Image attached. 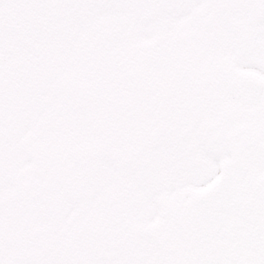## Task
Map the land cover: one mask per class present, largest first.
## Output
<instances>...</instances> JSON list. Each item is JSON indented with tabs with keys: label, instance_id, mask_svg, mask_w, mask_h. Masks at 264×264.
<instances>
[{
	"label": "rangeland",
	"instance_id": "374dc122",
	"mask_svg": "<svg viewBox=\"0 0 264 264\" xmlns=\"http://www.w3.org/2000/svg\"><path fill=\"white\" fill-rule=\"evenodd\" d=\"M154 2L109 0L78 11L44 8L32 13L37 31L67 38L63 51L51 59L37 55L35 33L23 38L15 31L5 34L0 223L5 246L13 252L20 248L41 257L89 260L91 246L48 244L47 218L57 211L60 194L44 189L42 173L68 188L77 182L100 183L111 202L109 218L123 224L126 201L132 205L138 198L137 192L127 191L123 155L150 137L162 110L194 106L196 100L187 94L198 92V83H236L246 73L230 62L232 35L221 32L218 37L195 22L194 38L179 42L170 16L161 19L153 13ZM55 84L91 101V111L72 116L58 105L48 119H37L44 106L38 98ZM184 94L186 100L179 98ZM84 218L74 224L76 229L84 226Z\"/></svg>",
	"mask_w": 264,
	"mask_h": 264
},
{
	"label": "flooded vegetation",
	"instance_id": "af4514ba",
	"mask_svg": "<svg viewBox=\"0 0 264 264\" xmlns=\"http://www.w3.org/2000/svg\"><path fill=\"white\" fill-rule=\"evenodd\" d=\"M260 2L172 1V11L164 15H171L177 38L194 33L195 22H212L205 28L219 37L234 26L237 33L230 37V62L246 73L238 83H198V92L190 94L196 104L172 110L166 127L157 129V137L144 138L137 181H131L132 163L126 153L125 178L129 189L137 184L138 198L132 205L125 200L123 224L108 217L111 204L100 183L77 182L73 185L79 189L76 193L63 184L60 213L54 218L59 235L50 237L51 244L64 247L79 242L84 248L92 247L89 260L112 264H232L264 242V21L257 16ZM164 119L161 111L160 121ZM82 215L90 223L82 230L81 240L61 233Z\"/></svg>",
	"mask_w": 264,
	"mask_h": 264
},
{
	"label": "snow or ice",
	"instance_id": "6c2138e0",
	"mask_svg": "<svg viewBox=\"0 0 264 264\" xmlns=\"http://www.w3.org/2000/svg\"><path fill=\"white\" fill-rule=\"evenodd\" d=\"M109 0H0V100L3 91V46L5 34L15 31L17 36L35 37L40 43L37 55L51 59L55 52H62V43L66 37L62 33H52L51 30L37 31V22L32 13L48 8L58 11H78L84 8L103 6ZM44 106L36 113L37 119H48L57 110L58 105L68 108L72 116L91 111V101L82 96H77L59 84L52 85L45 90L37 100ZM2 127V124H0ZM79 189L70 186L69 191L76 193ZM3 207L0 204V217ZM0 264H112V261L88 259H64L60 257H41L18 248L15 252L4 243L3 225L0 223ZM232 264H264V242L258 243L251 249L250 254L244 255Z\"/></svg>",
	"mask_w": 264,
	"mask_h": 264
},
{
	"label": "water",
	"instance_id": "95a60500",
	"mask_svg": "<svg viewBox=\"0 0 264 264\" xmlns=\"http://www.w3.org/2000/svg\"><path fill=\"white\" fill-rule=\"evenodd\" d=\"M258 14H259L260 18L264 19V1H263L262 5H261V7L259 9Z\"/></svg>",
	"mask_w": 264,
	"mask_h": 264
}]
</instances>
